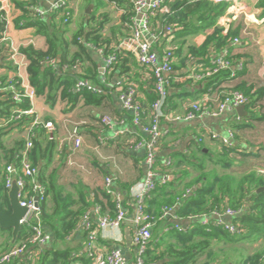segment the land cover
I'll return each mask as SVG.
<instances>
[{
  "label": "crops",
  "instance_id": "1",
  "mask_svg": "<svg viewBox=\"0 0 264 264\" xmlns=\"http://www.w3.org/2000/svg\"><path fill=\"white\" fill-rule=\"evenodd\" d=\"M5 1L11 2V0ZM129 1L134 2L133 0H128L127 3H130ZM259 1L237 0V4H240L239 2L242 3L243 8L241 10L228 12L227 9L217 19V24L224 27V34L227 29L231 28L233 31H237L236 37L240 40L239 43H234L235 37L223 48L229 47V57L232 61L235 75L232 76L231 71H229L230 77H233V79L222 84V88L203 92L206 81L204 82L203 79L192 78L188 75V73L191 74L199 66H210L212 57L222 52L223 49H220V52L218 50L217 53L209 50L208 56L206 54L195 55L192 53V48L199 49L205 44L208 36L214 33L215 26L206 28L198 33L182 31L179 34L180 39L176 37V41L173 42L177 46V55L174 61L176 67L171 75L170 89V95L173 96L172 101L175 107L173 106V109L161 122L162 128L168 129V134L164 137V141L158 145V155L161 159L159 163L166 158L172 160V157L175 162H180L183 159L191 158L193 153H198L201 156L202 153L198 149L200 147H203L202 150L205 154L209 151H214V149L225 143L212 138L210 132H213L224 138L229 137V142L226 145L230 148L237 147L238 149V152L233 154L234 166L227 171L242 175L256 170L258 175L264 176V120H251L249 126L240 128L238 125L249 124V119H247L248 110L247 115H240L236 108L227 109L217 116L206 113L191 120H178L175 118L185 115L194 102L202 101L211 106H216L222 91L235 87L240 83H256L257 86H264V15H262L263 9L260 7ZM104 2L107 3L106 6L95 12V16H97L95 20L98 22V16L101 12H108L112 19L111 23L109 22L106 25L109 27L120 19L122 11L112 4L113 1L104 0ZM90 4L93 3H89L88 0L71 1L70 7L73 17L71 23L65 28L66 32L62 33V38L70 41L72 35L81 27L87 29L91 26L88 19L92 12L96 11V7L93 4L91 13H87V8ZM46 5L47 2L43 6ZM81 13L83 14L82 16ZM14 14L16 15L17 11L10 3L8 7L9 18L13 20L12 16ZM48 18L47 16L45 19ZM136 19L137 23L141 22V15L138 14ZM106 31H109V28H106ZM10 34L17 46L33 44L44 50L49 46L46 37L36 34L33 27L17 28L14 21H12ZM132 35L133 31L130 29L129 35L123 38L120 43L122 45L124 42L121 46L123 49L129 51L130 48L136 46L137 41L132 38ZM139 39L151 42L160 54L168 45L166 38L162 39L159 34L158 39H156L148 31H143ZM69 46L72 52L77 49L73 44H69ZM86 46L90 59L77 60L76 64L70 67L65 65L62 67L63 71L71 73L76 79L87 78L91 80L97 85L98 90H102L103 95L107 98L101 106L84 105L81 102L74 110L65 111L66 105L63 101H58L52 107L43 96H39L36 100L35 110L44 121H46V118L53 121V129L45 126L43 128L46 134L55 139L56 146L53 161L49 165H46L48 163L47 158L40 161L37 178L39 179L42 174L47 181L52 178L64 189V196L72 200L81 201L82 195L89 199L93 198L94 190L105 188L106 178L110 177L112 178V187L117 193L121 194L123 199V191L125 192V190L121 188L120 184L129 183L134 185L143 180L146 176V164L145 149L132 147V144L141 137L142 133L138 127L134 126L131 113L123 108L119 93L127 84L131 83L137 89L138 98L142 102L148 103L152 96L155 95L154 79L152 71L140 65L135 56L134 59H130L129 66H116L112 69L107 65L105 57L96 48L90 44H86ZM0 50V79L4 78V84H8L15 77L16 65L11 60V53H9L5 44L0 47ZM18 58L20 63H25L27 60L25 55L21 53ZM10 62L12 63L11 65ZM60 68L61 66L58 69ZM92 74H94L93 77ZM206 98H209V100H206ZM261 102L263 105L262 113L264 114V100ZM105 117H110L112 124L107 123L104 120ZM23 133L25 135V132ZM23 133L18 128H14L5 134L3 139L7 146H12L13 140L22 136ZM77 136L81 137L82 143L78 148H75L74 139ZM36 138H40L39 133ZM188 168H190L189 165L185 163L180 169H175L174 172ZM159 171L161 173V170ZM174 172L166 175L161 173L160 179H158V181L160 180L159 183L167 179L174 180L179 178L180 173ZM190 172L192 175L189 180L195 178L199 173L194 168H190ZM175 184L177 185V183ZM199 185L200 182L190 186L188 188L190 193L184 196L187 191L186 188L182 192L181 202ZM179 203L175 204L171 215L160 217L159 221H156L153 233L157 231L160 234H165L172 230L189 232L193 228L198 227L205 229L206 226L202 224L201 216L210 215L213 212H221L224 221L240 225L238 218L250 206V203L246 202L239 209L241 212L235 216L225 214L229 207L227 203H222L223 208H219L220 210L182 217L177 213ZM54 205L53 194L50 193L47 198V206L50 213H52ZM126 205L128 206H125L127 208V218L117 228L98 229L93 248L89 247L87 233L81 228H78L64 239L57 238L54 228L59 225V221L55 219L53 222L54 227L43 223L45 230L50 235V240L42 245L31 246L30 249H35L32 251L33 253L52 249H71V254L74 258L71 264H93L98 257H106L112 248L120 247L126 258V264H136L137 247L133 243V234L137 226L134 220L136 208L132 207L130 201H127ZM91 212L92 220L97 228L99 214L95 212L94 207ZM213 214L210 218L211 223L209 226L222 228L214 223L218 218ZM178 227H181V229ZM12 239L11 231L0 229V255L6 252L5 248L8 246L15 245ZM221 240L212 245L214 252L212 259L208 261L206 256H204L202 261H207L211 264H226L224 259L229 257L230 261L227 264H237L240 256L239 251L232 250L230 244H225V241ZM249 243H253V251L249 254L246 252L245 257L264 248V235L255 241H240L238 248L243 251L245 249L248 250L247 245ZM226 250L227 255L224 253ZM168 261L169 258H163L155 263L166 264Z\"/></svg>",
  "mask_w": 264,
  "mask_h": 264
},
{
  "label": "trees",
  "instance_id": "2",
  "mask_svg": "<svg viewBox=\"0 0 264 264\" xmlns=\"http://www.w3.org/2000/svg\"><path fill=\"white\" fill-rule=\"evenodd\" d=\"M47 1L49 0L9 1L17 11V14L12 16V21H14L15 26L17 28L33 27L36 34L46 37L49 45L46 50L38 48L33 44L19 46V52L25 55L28 60L27 72L30 82L35 86L39 95L45 96L46 102L52 107L58 101L65 103V111L74 110L81 102L84 105H93L96 107L103 105L107 97L103 95L102 90L97 92L87 89L75 91L73 87L77 79L71 73L64 72L62 67L65 65L69 67L73 66L77 60H89L90 56L87 53L86 44L92 45L98 51L102 50V55L105 58L114 54L116 59L109 65L110 68L129 66L130 59H134V55L120 47V43L123 38L129 35L130 24L135 14L134 3L130 1V3H127L128 0H110L119 4L123 11L121 12L120 19L118 18L119 20L117 22L107 27V23H111L112 20L108 12H101L98 16V22L95 20L97 18L95 12L101 7H105L107 3L104 0H88L89 3H93L96 7V11L92 12L88 19L91 26L87 29L81 27L72 35L69 41L62 38L61 35L63 32H66L65 28L71 23L73 17L70 7L71 2H68L67 10L64 7L60 8L57 11L51 12L48 19H42L34 8L43 6ZM167 4L169 11L160 12L153 18V32L156 35L166 36L165 27L172 26V35H174V41H176V37L180 39L179 34L182 31L198 33L206 28L215 26L214 33L208 36L205 44L201 48H192V53L195 55L206 54L208 56L209 50L215 53L218 50L220 52L238 34L237 31H233L231 28L229 30L227 29L224 34V27L217 24L218 17L225 13L229 7L228 4H214L208 0H168ZM259 5L262 7V15H264V0H260ZM66 11H68V14L65 13ZM5 16V12L1 11L0 31L4 28ZM66 19L67 21H65ZM106 28H109V31H106ZM69 44L75 45L77 49L72 52ZM176 49L175 56L177 55ZM48 58L56 59L59 66H61V70L53 65L46 64ZM173 67L175 69V64ZM232 79L233 77H230L229 71H222L219 74L205 77L203 81H206V84L203 92L222 88V84ZM0 81L5 82L4 78L0 79ZM229 91H241L249 99L246 104L249 124L244 126L238 125V127L249 126L251 120H264V114L262 113L263 105L261 104V101L264 100V86L244 82L222 91V94ZM156 97L155 94L147 102H153ZM172 97L169 95L167 98L165 107L167 113L173 109V106L175 107ZM28 107L29 102L27 100L21 103L14 101L10 90L0 91V118H9L14 108ZM33 119L34 116L32 115L22 116L8 126L0 128V149L2 151L0 153V190L1 188L6 190L5 171L7 165L14 164L19 167L18 156L26 144V131L33 122ZM46 121L52 120L46 118ZM14 128H18L21 133L25 132V135L23 133L22 136L16 137L12 142V146H7L3 136ZM36 130L40 138L34 137V146L30 153V159L34 165L39 167L40 161L47 158L48 163L46 165H49L53 161L56 141L49 134L45 133L43 125H39ZM89 131L91 130L89 129ZM163 139L159 145L164 141ZM202 148H198L202 153L201 156L198 153H193L191 158L183 159L180 162H175L172 157L171 164L168 167L159 163L161 159L158 155V169L164 175L174 172L175 169H180L185 163L191 169H196L199 173L195 178L189 180L192 175L190 168L181 169L180 171L177 170L174 172L180 173L179 178L174 180L167 179L160 183L157 181L156 188L147 197L146 210L154 223H156L162 217L164 207H174L178 202L180 203L177 206V213L182 217L201 215L203 213H211L214 210H220L219 208H223L222 203H227L231 209L239 210L246 202H249L250 206L238 218L242 230L241 234L232 235L227 230L216 226L213 227L212 225L206 226L205 229L202 227L193 228L189 232L172 230L165 234H160L155 231L147 250L143 254L144 263L158 262L163 258H169L166 264H211L210 262L202 261V258L206 256L208 261L212 259L214 256L212 245L223 239L225 244H230L232 250L239 251L240 256L238 257L239 261H237V264H264V248L247 257H245V251L238 248L240 241H255L264 235V190L257 191L259 187L264 186V176L258 175L256 170L246 172L242 175L227 171L234 166L235 160L233 159V154L238 152L237 147L230 148L226 144H221L214 151H209L206 154ZM21 175L22 172L18 168V176ZM38 180L46 187L45 200L40 203L42 222L44 225L54 227V220L59 221V225L54 228V233L57 238L64 239L80 228L82 216L87 211H91L93 207H98L99 214L108 218H114L118 213V200L116 196L107 192L105 188L94 190V195L91 199L82 195L81 201H77L64 196V189L52 178L47 181L42 174ZM198 182H200L199 187L194 189L181 202L182 192ZM120 185L125 190V192L123 191L124 205L128 207L126 202L130 201L132 207H135V204L129 197V191L133 184ZM50 193L53 194L55 203L52 213L49 212L47 206V198ZM0 208L4 211L8 210L7 195L2 191L0 192ZM32 232L30 225L23 224L15 245L30 239ZM11 247L13 246H8L5 248V251ZM28 250L26 255L15 258L10 262L0 263L71 264L74 260L71 249L44 250L39 251L37 254L32 252L35 250L34 248H29ZM227 250L224 251L225 255L228 254ZM224 261L227 264L230 258L226 257Z\"/></svg>",
  "mask_w": 264,
  "mask_h": 264
},
{
  "label": "built area",
  "instance_id": "3",
  "mask_svg": "<svg viewBox=\"0 0 264 264\" xmlns=\"http://www.w3.org/2000/svg\"><path fill=\"white\" fill-rule=\"evenodd\" d=\"M73 0H49L46 6H37L34 10L38 13L40 18H46L51 12L57 11L60 8L68 9V2ZM135 14L132 17L130 29L133 31L132 38L137 43L136 46L129 49L137 62L149 68L152 71L154 79V88L156 99L151 103H144L138 99L137 89L133 84H127V86L119 93L120 100L123 108L131 113L134 126L138 127L142 133L141 137L132 144L135 149H145V164H146V176L143 180L135 183L130 191L129 197L135 204L136 215L135 223L137 224L133 234V243L137 247V260L136 264H145L143 254L147 250L150 240L153 236V229L155 226L154 221L151 219L150 214L146 210V200L150 193L156 188V184L161 175L160 169H158V145L160 141L168 134V129H163L161 122L167 117L169 113L166 111L167 98L170 95L171 89V75L174 73V61H175V49L174 35H172V26L165 27V34L161 35V38H166L168 41L167 47L160 54L153 46V44L147 40L139 39L143 31L151 32L154 38L158 39L159 35L153 32L152 21L153 18L160 12L169 11L168 0H133ZM173 1V0H169ZM214 4H228V12H237L243 8L242 3L237 4V0H208ZM118 10L123 9L113 2ZM10 3L5 0H0V12H5V24L4 28L0 31V47L5 44L9 53H11V60L16 65L15 77L8 83L4 84L0 81V91L10 90L14 101L21 103L24 100L29 102L28 108H14L9 118H0V128L8 126L15 120L20 119L22 116H34L33 122L26 131L27 141L24 148L19 154V167L14 164H9L5 171V188L8 190L11 187L12 179L14 175L18 177V185L20 192L18 195L21 205L29 208L28 214L21 220L23 224H28L32 228V236L30 239L25 240L4 252L0 255V262H10L15 258L25 255L27 250L34 245H42L50 240V235L45 230L42 218L40 203L45 200L46 187L41 183L38 178V167L34 165L30 159V153L34 146V137H37L36 128L39 125H43L46 128L53 129V121H44L41 116L35 110L36 100L39 98L37 89L30 82L27 72L28 62L20 63L18 60L19 46L16 45L10 34V28L12 25V19L8 15V7ZM66 11L65 13H67ZM64 13V14H65ZM68 14V13H67ZM141 15V22L137 23L136 16ZM67 21V19L65 20ZM139 39V40H138ZM239 38L234 39V43H239ZM124 42L122 43V45ZM120 45V47L122 46ZM128 51V50H127ZM102 54V50L99 51ZM116 56L111 54L105 58L107 65L109 66L114 62ZM210 66H199L194 69L189 77L202 80L205 77L213 76L221 73L222 71H231V75H235L233 70L232 61L229 57V49L226 47L217 55H214L210 60ZM46 64L53 65L59 68L58 61L54 58H48ZM74 90L79 91L82 89L91 90L94 92L99 91L95 83L87 78H79L74 84ZM44 98L45 96L42 95ZM209 100V98H206ZM248 97L241 91H229L222 94L218 99L216 106H211L208 103L194 102L191 108L183 116H177L176 119L191 120L197 118L201 114H210L217 116L227 109L236 108L240 105H246L248 103ZM107 123L112 124L110 117L104 119ZM211 137L217 139L225 144L229 142V137L224 138L213 132ZM82 143L81 137H75L74 146L78 148ZM171 159H163L161 164L165 167L170 166ZM18 168L22 172L21 176H18ZM160 181V180H159ZM105 189L107 192L112 193L117 198L118 213L114 218H108L99 214V208L94 207L95 212H98L99 218L97 228L91 217V211H87L81 220L80 228L85 230L87 238L89 240V247H94L93 244L97 238L98 229L105 230L108 227L117 228L127 218V208L124 205V198L121 194L117 193L112 187V178L107 177L105 182ZM28 186V187H27ZM190 193V189H187L184 196ZM37 198V199H36ZM173 207H164L162 218L172 214ZM241 210H235L228 208L225 214L235 216L240 213ZM214 213V214H213ZM218 219L214 223L221 226L231 234L241 233L240 225L233 222H226L222 219L221 212H213ZM201 216V222L203 225L208 226L211 223V216ZM181 229V227H178ZM37 254V253H36ZM93 264H126V258L120 247H114L107 253L106 257H98ZM147 264H156L155 262H148Z\"/></svg>",
  "mask_w": 264,
  "mask_h": 264
},
{
  "label": "water",
  "instance_id": "4",
  "mask_svg": "<svg viewBox=\"0 0 264 264\" xmlns=\"http://www.w3.org/2000/svg\"><path fill=\"white\" fill-rule=\"evenodd\" d=\"M93 4L87 8V13H91ZM236 111L240 115H247L246 105L236 107ZM264 190V187L259 188L258 191ZM6 193L8 199V210L4 211L0 208V229L11 230L13 244L16 242L18 235L23 227L22 219L28 214L29 208L21 205L19 202L20 187L18 185L17 175L13 176L11 187L8 190L1 188L0 192ZM37 199V198H36Z\"/></svg>",
  "mask_w": 264,
  "mask_h": 264
},
{
  "label": "rangeland",
  "instance_id": "5",
  "mask_svg": "<svg viewBox=\"0 0 264 264\" xmlns=\"http://www.w3.org/2000/svg\"><path fill=\"white\" fill-rule=\"evenodd\" d=\"M82 15H83V14L81 13V16H82ZM252 248H253V243H249V245H247V249H248V250H246V249L244 248V249H245V253H246V252H248V254L251 253V252L253 251Z\"/></svg>",
  "mask_w": 264,
  "mask_h": 264
}]
</instances>
